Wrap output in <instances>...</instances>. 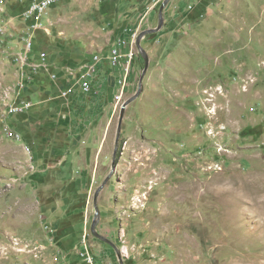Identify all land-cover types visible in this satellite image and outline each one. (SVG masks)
<instances>
[{
    "label": "rangeland",
    "instance_id": "374dc122",
    "mask_svg": "<svg viewBox=\"0 0 264 264\" xmlns=\"http://www.w3.org/2000/svg\"><path fill=\"white\" fill-rule=\"evenodd\" d=\"M163 1L140 33L157 27ZM151 4L68 0L33 27L28 0H0V264H85L84 233L98 264H120L116 249L122 264H264V0L169 1L161 30L141 42L148 70L104 186L120 106L144 68L137 46L122 95L110 76L104 162L67 131L85 117L60 97L57 68L98 54L103 74L119 71L110 49ZM13 102L33 108L11 116ZM84 148L81 187L68 175ZM97 190L96 230L116 249L90 233Z\"/></svg>",
    "mask_w": 264,
    "mask_h": 264
},
{
    "label": "crops",
    "instance_id": "0c3cea01",
    "mask_svg": "<svg viewBox=\"0 0 264 264\" xmlns=\"http://www.w3.org/2000/svg\"><path fill=\"white\" fill-rule=\"evenodd\" d=\"M151 2H152V4L150 6H152L155 3H156V5L149 11L148 15H150L155 10V7L157 5H159L161 0H151ZM52 9H50L49 11H51ZM125 32H128L127 27L125 29ZM123 39H125V38H123ZM128 49H129V47L123 49V53H125ZM83 64L84 63H81L78 66L83 65ZM100 68H101V65L98 66L95 78L92 81L91 91L89 93L84 94L76 87L73 94H71V96L69 97V99H72L70 104L68 103L70 105L69 107L74 110V113H78L79 121H81L80 119H81L82 115H84L83 117H85V122L81 125H79V124L74 125L73 128H68L67 131L71 132L72 135H76V138H73V140L78 139V142H81L85 147L92 146L93 148L91 150L92 155L90 156V161L91 162H92V160L96 161V159H97L99 161V163L102 164V162H104V159L106 158L105 148L107 145V139L104 136L105 127H106V125H104V123H105L106 119H108V113H109L108 111L106 112V110H104V109H106L107 105L112 103L111 101H113L114 97H115V95H114L113 98H111V93H113V89H109V87L112 86L110 83V76H112V77L114 76L115 86H117L118 85L117 80H118V76L120 74V70L117 71V68H116L113 73L106 75V74H103L104 72L102 73V70L100 71ZM64 69H66V68H64V67L57 68V70H60V73H62L64 75L65 79L67 80V82L69 84V81L72 80L76 75L75 74H73V75L67 74ZM70 69H73V68H70ZM73 82L74 81H70V83H73ZM128 83H129V85H128V87H129L130 81ZM105 92H107V93L105 94ZM32 108H33V104L31 103V107L29 108V110L24 111L18 115L28 114L32 110ZM97 114L98 115L100 114L99 116H97L98 118H96ZM18 115H16V116H18ZM94 123H96V125H92ZM64 126L71 127V125H64ZM73 144H75V143H73ZM87 153H88V150L86 148H84L83 149V156H81L80 159L73 162L76 164L73 165V168H71V173L68 175V176H70V180H73L75 182H77L80 179L81 187L83 186V181L85 182V185L87 186V182L85 181L86 177L83 175V170H85L84 165L86 166V164L88 162ZM79 162L84 163L83 166H81V169H79V165H81ZM61 173H63V172L61 171ZM96 173H97V171H96ZM96 175L98 177L99 172ZM89 177L90 178L92 177V172L89 174ZM82 238L83 239L80 240V245L78 246V248H76V250L77 251H83L84 246L82 243H85L89 252L94 256L96 263H98L99 262V260H98L99 255L95 254L92 251V246H93L92 243L93 242L89 239V237L87 236L86 233L83 234ZM101 251L105 252V249H100L99 252H101Z\"/></svg>",
    "mask_w": 264,
    "mask_h": 264
},
{
    "label": "built area",
    "instance_id": "2783aa9c",
    "mask_svg": "<svg viewBox=\"0 0 264 264\" xmlns=\"http://www.w3.org/2000/svg\"><path fill=\"white\" fill-rule=\"evenodd\" d=\"M68 0H28V6L26 11L24 12L25 18H31L34 17V26L38 27L40 24L41 18L52 8L57 7L58 5L66 3ZM156 5L153 4L151 7L148 8L145 15H141L139 18H137L132 24L130 29H127L128 31V41L125 39L117 38L109 52V55L107 56L108 63L111 67H118L120 69V74L118 76L117 84L120 88V94L122 95L124 93V89L128 87L129 81H127V78L133 74L134 70L131 68V62L136 54V43L138 36L144 26V24L147 22L146 18L149 14V11ZM129 47V50L125 53H123V49ZM29 50L31 49V42L29 39L28 47ZM102 58L98 54H94L89 60V62L84 63L83 65H80L76 68L70 69L66 68L64 69L67 74L76 76L70 80L74 81L73 83H70L65 87H62L60 90V97L67 102L71 94H73L75 88L77 87L82 93L87 94L91 91V85L92 81L95 78L97 69L99 64L101 63ZM40 62L38 65L32 64L30 65L31 70L33 72H37L41 68L46 67V58L43 54L40 55ZM56 77L53 76V79ZM116 96L117 99H120V94ZM31 107L30 102H20V103H10L7 105V112L8 115L16 116L24 111L29 110ZM84 246L83 251H77L75 252L76 256H79L81 260L85 264H98L95 261L94 256L89 252L87 249V246L85 243H82Z\"/></svg>",
    "mask_w": 264,
    "mask_h": 264
},
{
    "label": "water",
    "instance_id": "95a60500",
    "mask_svg": "<svg viewBox=\"0 0 264 264\" xmlns=\"http://www.w3.org/2000/svg\"><path fill=\"white\" fill-rule=\"evenodd\" d=\"M169 1L170 0H164L160 5V8L158 10L159 21H158L157 27L154 29L144 30L138 36L136 46H137V49L141 52L142 59L144 62V68H143L142 74L139 78L137 91L135 92V94L132 97H130L129 99L124 101L120 106L119 117H118V122H117V129H116V136H115V142H114L113 158H112V163H111V172L109 173V176L103 181V184H102L103 186L107 183V181L111 177L113 171L115 170L117 146H118V142H119V138H120L121 127H122V122H123L125 110L131 102H133L136 98H138L140 96L142 89H143L142 82H143L144 76L148 70L149 60H148V56L146 55L144 49H142V47H141V41L145 38L146 35L154 34V33H157L161 30V28L163 26V11H164V8L166 7V5L169 3ZM99 191L100 190H97L93 196L95 216L92 220L90 233L92 234V236L94 238H96V239L102 241L103 243L110 245L112 248L116 249V247L113 245V243L110 240H108L107 238L100 235L96 230V225H97L98 220H99V212H98V208H97V200H98ZM116 252H117V255L119 257V262H120V264H122L123 260L121 259V255L117 249H116Z\"/></svg>",
    "mask_w": 264,
    "mask_h": 264
},
{
    "label": "trees",
    "instance_id": "16d2710c",
    "mask_svg": "<svg viewBox=\"0 0 264 264\" xmlns=\"http://www.w3.org/2000/svg\"><path fill=\"white\" fill-rule=\"evenodd\" d=\"M141 47H142V49L144 48V47L142 46V44H141Z\"/></svg>",
    "mask_w": 264,
    "mask_h": 264
}]
</instances>
